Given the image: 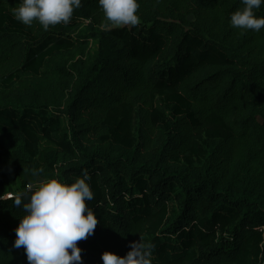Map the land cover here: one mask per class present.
<instances>
[{"label": "trees", "instance_id": "1", "mask_svg": "<svg viewBox=\"0 0 264 264\" xmlns=\"http://www.w3.org/2000/svg\"><path fill=\"white\" fill-rule=\"evenodd\" d=\"M21 3L0 0V264H28L14 196L84 169L82 264L139 240L151 264H264V29L230 25L241 0H138L135 27L82 0L47 31Z\"/></svg>", "mask_w": 264, "mask_h": 264}, {"label": "clouds", "instance_id": "2", "mask_svg": "<svg viewBox=\"0 0 264 264\" xmlns=\"http://www.w3.org/2000/svg\"><path fill=\"white\" fill-rule=\"evenodd\" d=\"M82 0H22L13 10L14 17L26 26L38 22L47 31L50 26L70 23L75 9ZM242 9L230 16V25L242 31L259 32L264 29V17L256 10L264 0H241ZM108 23L113 26H137L141 21L137 15L138 0H98ZM41 170L32 175L38 176ZM86 169L82 178L68 184L55 178L39 182L13 198L15 207H23L26 215L20 218L15 229L13 247L23 248L28 264H82L78 241L94 234L98 224L96 214L86 203L94 199L88 183ZM130 251L123 257L105 251L101 254L103 264H151L154 245L139 240L131 242Z\"/></svg>", "mask_w": 264, "mask_h": 264}, {"label": "rangeland", "instance_id": "3", "mask_svg": "<svg viewBox=\"0 0 264 264\" xmlns=\"http://www.w3.org/2000/svg\"><path fill=\"white\" fill-rule=\"evenodd\" d=\"M39 183H37L36 185H38ZM173 204H170V208H171V210H173Z\"/></svg>", "mask_w": 264, "mask_h": 264}]
</instances>
